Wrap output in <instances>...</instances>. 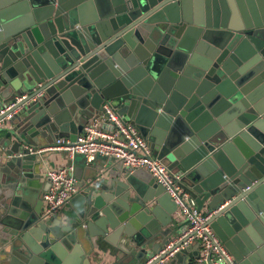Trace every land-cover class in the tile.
Here are the masks:
<instances>
[{
    "label": "water",
    "instance_id": "1",
    "mask_svg": "<svg viewBox=\"0 0 264 264\" xmlns=\"http://www.w3.org/2000/svg\"><path fill=\"white\" fill-rule=\"evenodd\" d=\"M10 104L0 264H101L98 251L108 264H161L168 254L185 227L177 205L115 159L66 156L78 191L42 214L47 157L28 148L74 141L103 104L181 175L239 264H264V0H0V110Z\"/></svg>",
    "mask_w": 264,
    "mask_h": 264
},
{
    "label": "built area",
    "instance_id": "2",
    "mask_svg": "<svg viewBox=\"0 0 264 264\" xmlns=\"http://www.w3.org/2000/svg\"><path fill=\"white\" fill-rule=\"evenodd\" d=\"M13 105L0 110V115ZM12 117L13 112L1 118L0 129ZM48 149L63 150L68 158L84 155L87 162L98 157L115 159L121 161L129 172L145 170L156 184L164 187L177 205L178 215L185 220V227L160 250L159 254L168 252L161 263L172 258L174 253L196 245L197 253L190 264H239L212 230L208 222L210 215L199 210L194 199L182 188L181 175L171 172L160 159L153 156L134 124L107 104L102 105L98 115L83 127L74 141L60 138ZM28 150L31 153L41 151L32 148ZM44 177L48 183L41 197L42 214L49 217L60 212L69 198L78 191V187L72 168L68 165L48 168Z\"/></svg>",
    "mask_w": 264,
    "mask_h": 264
},
{
    "label": "crops",
    "instance_id": "3",
    "mask_svg": "<svg viewBox=\"0 0 264 264\" xmlns=\"http://www.w3.org/2000/svg\"><path fill=\"white\" fill-rule=\"evenodd\" d=\"M12 120H9L5 123V126L2 127L0 129V136L3 135L5 133V131L7 130L6 128L9 127L12 124ZM55 144V142H49L47 144H41V146L37 147L36 150H41V152L44 154V156L47 157V159L45 160L44 166L41 170V175H43L42 178V186L44 188H46L47 183L45 184V177H44V173L48 168H52V167H58L61 165H66V152L63 150H50L48 149L49 147L53 146ZM104 162L102 157H98L95 162H93L95 164V166H99L100 164H102ZM115 164H118V162H115ZM115 164H112L111 166H113V168H117V166ZM139 174L140 173H144V175H147V177H149V174L146 171H140V169H138ZM82 179H84L85 177L82 176ZM32 185L37 186V188L40 186V183H38V181L34 180L31 181ZM180 217V216H179ZM181 221H185L182 217H180ZM176 236V235H175ZM174 237V236H172ZM190 251L186 253V255H184V257L180 260V263H177V261L174 259L173 260V264H190V262L192 261V259L195 257L196 253H197V247L196 245H192L189 247ZM98 259L101 262V264H108L111 260V257L108 255L107 252H101L98 251ZM171 258H167L166 260H164L163 264L167 263ZM162 264V263H161Z\"/></svg>",
    "mask_w": 264,
    "mask_h": 264
}]
</instances>
